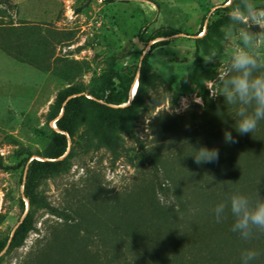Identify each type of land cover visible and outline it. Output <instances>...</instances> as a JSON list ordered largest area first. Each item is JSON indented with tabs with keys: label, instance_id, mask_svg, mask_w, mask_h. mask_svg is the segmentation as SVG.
<instances>
[{
	"label": "rangeland",
	"instance_id": "obj_1",
	"mask_svg": "<svg viewBox=\"0 0 264 264\" xmlns=\"http://www.w3.org/2000/svg\"><path fill=\"white\" fill-rule=\"evenodd\" d=\"M255 2L264 4V0ZM238 3L0 0V160L6 165L0 168L2 242L9 243L24 218L26 166L51 141L55 126L49 117L59 93L70 86L85 92L98 90L116 74L131 76L150 51L151 79L130 128L147 148L170 154L178 140L201 122L205 110L203 92L208 90L214 100L211 92L221 91L215 79L218 71L224 70L227 53L234 46L225 31L231 24L228 14ZM225 6L229 7L223 9ZM216 8L219 10L212 13ZM220 19L227 23L201 39L205 33L202 25ZM161 28L180 33L150 40ZM213 52L217 57L206 62L204 58ZM211 139L212 144L218 142L221 146L222 134ZM69 146L73 152L70 169L44 180L39 191L52 207L72 218L75 213L102 210L98 202L110 203L132 195L143 177L151 173L149 167L140 165V149L126 130L121 131L117 154L96 142L86 144L81 131ZM168 186L166 182L164 187ZM188 193L183 190L182 194ZM158 198L164 207L176 204L168 191L159 192ZM36 218V229L25 244L14 251H8L6 246L0 254V264H33L48 238L64 235L67 222L50 211L39 210Z\"/></svg>",
	"mask_w": 264,
	"mask_h": 264
},
{
	"label": "trees",
	"instance_id": "obj_2",
	"mask_svg": "<svg viewBox=\"0 0 264 264\" xmlns=\"http://www.w3.org/2000/svg\"><path fill=\"white\" fill-rule=\"evenodd\" d=\"M237 2L232 0L231 6ZM225 23L227 20L223 19L204 23L201 39ZM179 33L173 28H161L150 40ZM149 57L150 51L143 55L133 75L116 74L98 90L85 92L70 86L59 93L49 117L56 126L51 141L26 166L23 198L28 209L9 243L0 240V254L6 246L8 251L21 248L36 229L38 211L48 210L66 221V228L63 236L54 234L48 238L33 264H241V253L246 249L260 253L254 264H264V233L257 232L245 241L231 230L234 217L230 211L220 223L213 212L217 204L233 194L246 195L253 201L258 196L264 198V120L252 134L239 135L235 128L237 107L227 106L222 95L213 100L205 90L201 122L178 140L174 151L167 154L147 148L130 125L138 113L145 85L151 79ZM136 78L138 88L130 102ZM122 130L138 145L140 165L151 169L134 196L98 202L102 210L75 213L74 218L52 207L39 189L44 180L70 169L73 152L69 143L77 132H82L86 144L96 142L117 154ZM225 132H231L238 142L226 144ZM218 133L223 137L221 146L211 142ZM201 146L218 147L219 162L197 165L193 155ZM0 168H6L1 160ZM166 182L168 189L164 187ZM183 190L189 193L183 195ZM167 191L176 200L173 207H164L159 202L158 193Z\"/></svg>",
	"mask_w": 264,
	"mask_h": 264
},
{
	"label": "clouds",
	"instance_id": "obj_3",
	"mask_svg": "<svg viewBox=\"0 0 264 264\" xmlns=\"http://www.w3.org/2000/svg\"><path fill=\"white\" fill-rule=\"evenodd\" d=\"M232 0H229L231 6ZM230 26L225 37L234 41L224 70L218 71L215 80L221 85L219 94L211 92L212 97L222 95L225 104L237 107L235 128L239 135L253 133L260 121L264 120V4L255 0H239L229 12ZM257 28L258 31L253 29ZM217 54L204 58L211 62ZM224 142L234 144L238 139L231 132L224 133ZM219 148L201 146L196 149L194 162L197 165L219 162ZM230 211L234 217L231 230L248 241L254 235L264 233V198L256 201L243 194H233L217 204L213 209L217 223L227 218ZM260 253L246 249L241 253V264H254Z\"/></svg>",
	"mask_w": 264,
	"mask_h": 264
},
{
	"label": "bare ground",
	"instance_id": "obj_4",
	"mask_svg": "<svg viewBox=\"0 0 264 264\" xmlns=\"http://www.w3.org/2000/svg\"><path fill=\"white\" fill-rule=\"evenodd\" d=\"M229 5V4H228ZM137 88H138V78L135 79L134 84L132 85V89H131V93H130V98H134L136 92H137ZM55 126V123H54ZM56 127V126H55Z\"/></svg>",
	"mask_w": 264,
	"mask_h": 264
},
{
	"label": "water",
	"instance_id": "obj_5",
	"mask_svg": "<svg viewBox=\"0 0 264 264\" xmlns=\"http://www.w3.org/2000/svg\"><path fill=\"white\" fill-rule=\"evenodd\" d=\"M133 100V98L132 99H130V102ZM129 102V103H130ZM62 116V112H61V114L59 115V117H61ZM27 209H28V205H27ZM25 214H26V212H25Z\"/></svg>",
	"mask_w": 264,
	"mask_h": 264
}]
</instances>
